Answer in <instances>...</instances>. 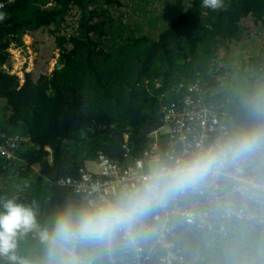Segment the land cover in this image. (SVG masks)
<instances>
[{
	"label": "trees",
	"instance_id": "obj_1",
	"mask_svg": "<svg viewBox=\"0 0 264 264\" xmlns=\"http://www.w3.org/2000/svg\"><path fill=\"white\" fill-rule=\"evenodd\" d=\"M224 2L223 10L213 12L201 7L202 0H192L168 26L149 35L116 16L125 10L121 0H15L4 9L0 100L9 113L0 127L7 136L25 140L18 162L0 173V200L35 202L37 228L43 231H51L68 206H92L57 183L78 177L100 154L121 163L126 139L133 155L140 156L161 125V104L179 98V85L199 83L210 101L227 103L226 139L264 131V106H255L264 101V93L256 92L264 87V0ZM27 35L37 58L22 83L4 66L10 47L23 45ZM254 37L257 45L251 43ZM55 58L61 67L51 69ZM260 177L264 180V171ZM139 235L149 248L151 241ZM210 238L182 236L179 246L190 264H264V229L235 223L227 238L211 244ZM75 254L105 264L103 241L79 244ZM116 254L118 264H131V251L120 240ZM16 255L45 264L47 245L29 232L18 238ZM0 264L11 262L0 255Z\"/></svg>",
	"mask_w": 264,
	"mask_h": 264
},
{
	"label": "built area",
	"instance_id": "obj_2",
	"mask_svg": "<svg viewBox=\"0 0 264 264\" xmlns=\"http://www.w3.org/2000/svg\"><path fill=\"white\" fill-rule=\"evenodd\" d=\"M14 3L0 1V13ZM36 57L34 40L27 35L23 45L10 47L4 69L24 83ZM178 90L176 101L161 104V125L150 133V145L140 156L133 155L126 139L121 163L100 154L93 161L95 170L86 166L78 177L64 178L57 185L72 188L92 205L115 201L140 186L158 162L171 165L226 140L230 129L227 103L210 101L199 83L179 85ZM24 140L0 129V173L18 162ZM263 171L264 144H260L255 151L218 164L196 184L165 194L135 224L103 241L104 263L118 264L117 240L130 249L131 264H190L179 246L187 233L208 234L211 244L227 238L235 223L264 229ZM39 231L33 230L40 235ZM141 232L151 241L149 248L141 243ZM74 259L77 264H93L76 254Z\"/></svg>",
	"mask_w": 264,
	"mask_h": 264
},
{
	"label": "clouds",
	"instance_id": "obj_3",
	"mask_svg": "<svg viewBox=\"0 0 264 264\" xmlns=\"http://www.w3.org/2000/svg\"><path fill=\"white\" fill-rule=\"evenodd\" d=\"M201 7L218 12L225 8V2L202 0ZM255 106L259 110L264 101H255ZM262 141L264 131L241 132L189 159L171 165L158 162L140 186L125 191L115 201L79 210L68 206L55 217L52 230L41 233L47 245L45 264H77L74 255L79 244L104 241L131 227L165 194L196 184L218 164L255 151ZM35 208V202L25 205L14 198L0 200V255L6 256L11 264H31L16 255V248L18 238L37 227Z\"/></svg>",
	"mask_w": 264,
	"mask_h": 264
},
{
	"label": "rangeland",
	"instance_id": "obj_4",
	"mask_svg": "<svg viewBox=\"0 0 264 264\" xmlns=\"http://www.w3.org/2000/svg\"><path fill=\"white\" fill-rule=\"evenodd\" d=\"M123 2L125 10L121 12H116V16L121 15L122 19L126 22H133L136 26L139 24L145 34L155 33L158 30H163L166 26L171 23V21L176 17V11L182 10L185 6H188L192 0H121ZM125 25V24H124ZM126 26V25H125ZM127 27V26H126ZM111 32L109 33V35ZM259 37H254L251 40L253 45H257ZM37 54V53H36ZM250 54H248L249 56ZM57 58L51 61V69L56 67L58 63ZM35 66V64H34ZM33 69V68H32ZM234 80V77L232 78ZM242 81L239 77H235V82ZM242 85L237 83V86ZM264 93V87L261 86L260 90L256 89V92ZM258 96V95H257ZM5 100H0V114L3 113L4 116L7 112L4 111L6 107L2 102ZM4 118V117H3ZM0 117V122L3 120ZM92 170H95V166H91ZM41 232H40V231ZM38 231L43 232L42 229L38 228ZM33 232V231H31ZM37 234L36 232H33ZM264 245V244H263ZM260 252L263 253L264 249H260Z\"/></svg>",
	"mask_w": 264,
	"mask_h": 264
},
{
	"label": "crops",
	"instance_id": "obj_5",
	"mask_svg": "<svg viewBox=\"0 0 264 264\" xmlns=\"http://www.w3.org/2000/svg\"><path fill=\"white\" fill-rule=\"evenodd\" d=\"M2 102H4L3 104L6 106V107L4 108V111L7 112V113H6V115H7V114L9 113V110L7 109V108H8L7 102H6V101H2ZM0 117L3 118V117H4V114L1 113V114H0ZM0 129H1V127H0ZM92 165H94L93 162H89V163H87L86 166H87L88 168H91Z\"/></svg>",
	"mask_w": 264,
	"mask_h": 264
},
{
	"label": "water",
	"instance_id": "obj_6",
	"mask_svg": "<svg viewBox=\"0 0 264 264\" xmlns=\"http://www.w3.org/2000/svg\"><path fill=\"white\" fill-rule=\"evenodd\" d=\"M57 66H58V68H60V67H61V65H59V64H58Z\"/></svg>",
	"mask_w": 264,
	"mask_h": 264
}]
</instances>
